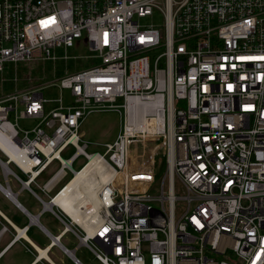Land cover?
<instances>
[{
  "label": "built area",
  "instance_id": "built-area-1",
  "mask_svg": "<svg viewBox=\"0 0 264 264\" xmlns=\"http://www.w3.org/2000/svg\"><path fill=\"white\" fill-rule=\"evenodd\" d=\"M82 36L99 64L53 84L59 97L0 96L5 182L38 198L52 165L61 180L97 156L110 178L73 233L103 264H264V0H0V72ZM97 111L121 117L102 154L79 131ZM147 141L157 163H134Z\"/></svg>",
  "mask_w": 264,
  "mask_h": 264
},
{
  "label": "crops",
  "instance_id": "crops-1",
  "mask_svg": "<svg viewBox=\"0 0 264 264\" xmlns=\"http://www.w3.org/2000/svg\"><path fill=\"white\" fill-rule=\"evenodd\" d=\"M54 165L30 185L38 198L13 178L6 181L10 196L0 189V264H85L78 257L84 246L73 233L76 224L45 205L70 180L58 187L64 179L56 178ZM6 182L0 170V186Z\"/></svg>",
  "mask_w": 264,
  "mask_h": 264
},
{
  "label": "rangeland",
  "instance_id": "rangeland-1",
  "mask_svg": "<svg viewBox=\"0 0 264 264\" xmlns=\"http://www.w3.org/2000/svg\"><path fill=\"white\" fill-rule=\"evenodd\" d=\"M159 23H162V19L155 15L151 18H146L140 21V24L143 25ZM94 54L95 53L89 49L86 37L82 36L75 40L71 47L60 46L54 48L51 51V56L54 57V60L52 58L46 59L43 57L35 58L30 62L19 61L17 63H6L3 71L0 72V96L16 91L43 88L42 93L44 98H57L59 97L60 92L57 86L53 84H58L59 80L67 75L98 65L99 59L94 57ZM67 95V91H63L65 101H67ZM17 125L22 129H29L34 125V122L19 119ZM120 128L121 117L118 113L113 111H97L89 114L84 119L79 131L84 134L83 140L88 145L87 152L102 154L104 151L103 145L114 141ZM131 149V158L134 163L139 164L141 155H144L145 162L157 163V160L155 159V161H153V159L154 153L160 151L159 144L147 141L146 144H136ZM72 153L73 149L70 147L61 155V157L67 159ZM0 157L4 159L1 153ZM84 162L85 160L83 157H79L73 163V168L78 169ZM11 167L14 168L13 166ZM163 172L164 166L161 164L158 167V174L160 175ZM19 175L25 179L22 174L19 173ZM70 176L71 173L68 174L58 187L65 183ZM47 177L48 176L45 178ZM78 257L82 259L85 264H103L100 259L94 258L93 254L86 247L81 248Z\"/></svg>",
  "mask_w": 264,
  "mask_h": 264
},
{
  "label": "bare ground",
  "instance_id": "bare-ground-1",
  "mask_svg": "<svg viewBox=\"0 0 264 264\" xmlns=\"http://www.w3.org/2000/svg\"><path fill=\"white\" fill-rule=\"evenodd\" d=\"M109 178L102 159L93 156L81 169L74 171L71 179L52 197L50 204L45 205L59 206L74 223L88 230L95 218L97 189Z\"/></svg>",
  "mask_w": 264,
  "mask_h": 264
},
{
  "label": "trees",
  "instance_id": "trees-1",
  "mask_svg": "<svg viewBox=\"0 0 264 264\" xmlns=\"http://www.w3.org/2000/svg\"><path fill=\"white\" fill-rule=\"evenodd\" d=\"M81 168H82V166H80L77 170H79V169H81ZM71 177H72V175L69 177V179H71ZM69 179H68V180H69Z\"/></svg>",
  "mask_w": 264,
  "mask_h": 264
},
{
  "label": "water",
  "instance_id": "water-1",
  "mask_svg": "<svg viewBox=\"0 0 264 264\" xmlns=\"http://www.w3.org/2000/svg\"><path fill=\"white\" fill-rule=\"evenodd\" d=\"M51 201L48 202V204H50Z\"/></svg>",
  "mask_w": 264,
  "mask_h": 264
}]
</instances>
